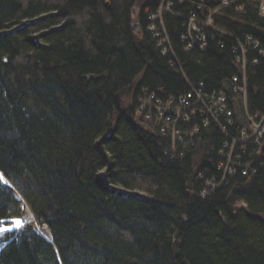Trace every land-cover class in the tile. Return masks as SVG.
I'll return each instance as SVG.
<instances>
[{"label": "trees", "instance_id": "trees-1", "mask_svg": "<svg viewBox=\"0 0 264 264\" xmlns=\"http://www.w3.org/2000/svg\"><path fill=\"white\" fill-rule=\"evenodd\" d=\"M159 1L0 0V227L24 205L34 217L2 232L0 264H264V170L201 196L220 131L202 129L171 159L157 127L135 120L143 89L228 93L239 73L233 38L208 32L205 49H186L170 13L175 58L162 54L148 29ZM183 1L202 13L222 2ZM214 20L259 42L247 109L264 113V17L241 0Z\"/></svg>", "mask_w": 264, "mask_h": 264}, {"label": "built area", "instance_id": "built-area-1", "mask_svg": "<svg viewBox=\"0 0 264 264\" xmlns=\"http://www.w3.org/2000/svg\"><path fill=\"white\" fill-rule=\"evenodd\" d=\"M250 1L257 3L259 13L264 16V0ZM238 2H241V0H223L221 7L230 4H236ZM174 5L175 3L171 0H161L157 9L154 12L149 13L148 16L150 21L148 26L149 32L154 37L157 47L161 50L162 54L175 58V52L163 20L164 13L174 14L183 18L184 31L180 37L183 44L186 45V49H192L194 47L204 49V46L207 45L208 39H214L213 36H209L208 32H218L221 35H228L233 39L235 38L230 33L220 30L215 25L213 15L218 9L209 11L208 13H202L201 11L199 14H197L198 5L195 7V9L189 11L187 14H182L179 9L174 10ZM237 11L242 14L245 12L242 6H238ZM220 46H222V44H220ZM255 51H257L260 55H263V51L259 42L255 40L253 36L245 37L244 46L234 59V63L239 69L238 75H234L231 81V88L234 90V98L236 100H246V66L248 62L252 64L257 63L255 58L251 59V54ZM196 90L201 91V88ZM201 102L203 101H185V108L198 105ZM229 102L237 107L240 105V103L244 106L246 105V101ZM155 110L156 111L154 113H149L142 109V114L148 116L149 119L162 118V105L159 104L156 106ZM244 111L246 112L245 115L247 118L245 128H237L231 121H228V127L226 128V133L228 134L226 141L234 143L235 140L233 139V136H239L242 138V143L244 145H225L222 148L217 159L218 170L222 168V171H220V173L218 172L216 176L212 177H206L203 174L200 175V178L203 179V184L200 191L201 196H206L208 194V190H213V188L217 185V181L220 176L221 180L225 181L227 185L236 179V177H243L244 175L239 173L241 163H244L246 171V168L251 161L249 154L251 148L254 149L256 156L261 154L262 144L259 142V139L261 136L264 137V114H250L246 108ZM178 116L179 115L177 113L168 111L165 118L167 122H171V124H169V126L163 131L164 137H162V139L165 142L164 154L171 159L178 157V155L182 153L183 148L187 149V145L192 144L191 136L198 132L194 128L190 131H186V127L182 129L180 127H176L175 120L178 118ZM233 160H235V162L230 168L229 164ZM21 222L22 226H16L18 230L23 229L24 222Z\"/></svg>", "mask_w": 264, "mask_h": 264}, {"label": "bare ground", "instance_id": "bare-ground-1", "mask_svg": "<svg viewBox=\"0 0 264 264\" xmlns=\"http://www.w3.org/2000/svg\"><path fill=\"white\" fill-rule=\"evenodd\" d=\"M223 1V0H222ZM222 4V2H221ZM196 6H193L192 8L188 9L187 12L181 11L182 14H187L189 11L195 9ZM202 10L201 5L198 6L197 14H199ZM215 10V9H214ZM212 11V10H209ZM245 37H252L250 34H245L243 37H235V45L232 48L231 53L233 54L234 59L238 55L241 48L244 46V39ZM207 45L204 46V49ZM232 81V78H231ZM201 88V91H198L196 89ZM162 93V90H150V89H143L138 94L135 102V112L138 114L135 116V120L138 122L140 126L144 124H152L155 127H157L159 134L161 137H164L163 131L169 126L170 123L167 122L166 115L168 111H172L177 113L179 116L175 120L176 127L187 128L186 131H190L191 129H196L198 132H200L202 129L210 128V127H216L221 135H222V143L220 147L218 148L216 152V157L218 159V154L222 150V148L225 145H237L242 146L244 145L242 143V138L239 136H233V139L235 140L234 143L226 141L227 133L226 128L228 127V121H231L233 125L237 128H245L246 127V115L245 111L237 106L232 105L229 101H247V84H246V100H236L234 98V90L231 88V82L229 85V92H221V93H215V92H209L205 89L203 84L199 85H192L188 83V89L180 93L176 96L170 95L165 96ZM185 101H203L199 103L198 105L189 106L188 108H185ZM159 104L162 105V118H156V119H149L148 116L142 114V109H144L146 112L154 113L155 107ZM179 110V111H177ZM235 114H239L241 116V119L235 118ZM162 131V133H161ZM197 132V133H198ZM192 135V145L194 146L199 139L198 134ZM162 139H160L161 141ZM259 142L262 144V151L264 147V137L261 136L259 139ZM251 161L248 164V167L245 171V165L242 162L240 172L243 176V178L247 177L250 178L260 171L264 170V156L263 153L260 155H255V151L253 148L249 151ZM235 162L233 160L229 167L231 168L232 164ZM215 172L208 174V177L216 176L218 172L222 171V168L218 170L217 163H215L214 166ZM223 186H227L225 181L221 180V176L219 177L217 181V185L213 188H222ZM33 215L31 211L27 208L26 213L23 217V222L27 224L28 222L33 221Z\"/></svg>", "mask_w": 264, "mask_h": 264}, {"label": "rangeland", "instance_id": "rangeland-1", "mask_svg": "<svg viewBox=\"0 0 264 264\" xmlns=\"http://www.w3.org/2000/svg\"><path fill=\"white\" fill-rule=\"evenodd\" d=\"M135 116H136V115H135ZM186 129H187V128H186ZM186 129H185V130H186ZM159 145L162 147L163 154H164V146H165V142H164L163 139L160 141ZM182 150H183L182 153H180V154L178 155L179 158H184L185 155H186V149L183 148ZM25 213H26V212H24V214H25ZM32 222H34V220H33ZM32 222H30V223H32ZM41 231L47 234L48 229H47L46 227H45V228H41ZM1 234H2V232H0V237H1Z\"/></svg>", "mask_w": 264, "mask_h": 264}, {"label": "snow or ice", "instance_id": "snow-or-ice-1", "mask_svg": "<svg viewBox=\"0 0 264 264\" xmlns=\"http://www.w3.org/2000/svg\"><path fill=\"white\" fill-rule=\"evenodd\" d=\"M2 223H3V222L0 221V224H2ZM14 223H15V225H16L17 227L22 226V222L19 221V220L14 221ZM10 231H11V229L8 228V227H0V232L7 233V232H10Z\"/></svg>", "mask_w": 264, "mask_h": 264}, {"label": "water", "instance_id": "water-1", "mask_svg": "<svg viewBox=\"0 0 264 264\" xmlns=\"http://www.w3.org/2000/svg\"><path fill=\"white\" fill-rule=\"evenodd\" d=\"M100 176H101V178H103V179H104V178H105V173H102ZM0 177H1V179H2L4 182H6V183H7V181H6L5 179H3L1 175H0Z\"/></svg>", "mask_w": 264, "mask_h": 264}]
</instances>
